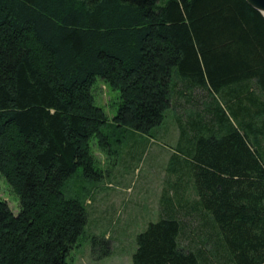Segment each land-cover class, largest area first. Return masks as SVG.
Instances as JSON below:
<instances>
[{
	"label": "trees",
	"instance_id": "trees-1",
	"mask_svg": "<svg viewBox=\"0 0 264 264\" xmlns=\"http://www.w3.org/2000/svg\"><path fill=\"white\" fill-rule=\"evenodd\" d=\"M97 77L119 92L111 123ZM177 82L211 97L179 126L211 248L264 264V17L246 0H0V174L19 200L13 214L0 199V264H69L87 212L63 189L78 168L102 178L90 140L112 154L115 131L151 137ZM182 226L172 210L148 223L132 264H207ZM86 238L94 261L111 255Z\"/></svg>",
	"mask_w": 264,
	"mask_h": 264
},
{
	"label": "rangeland",
	"instance_id": "rangeland-1",
	"mask_svg": "<svg viewBox=\"0 0 264 264\" xmlns=\"http://www.w3.org/2000/svg\"><path fill=\"white\" fill-rule=\"evenodd\" d=\"M91 92L95 104L105 111L111 123L119 92L98 77ZM173 94L172 108L165 112L162 124L153 129L151 137L132 130L115 131L110 145L113 150L119 148L112 154L102 152L95 138L90 140L102 178L98 182L87 180L78 168L63 189L66 196L84 202L87 212L85 234L78 240L79 247L70 253L69 264H132L137 235L148 223L156 222L164 212L171 210L182 219V247L205 251L207 264L228 261L225 254L220 256L215 253L216 248H211L218 237L217 232L210 217L195 206L194 181L183 166L185 137H180L179 126L185 128L192 115L203 113L205 105L211 101L210 93L177 82ZM110 128L103 131L108 132ZM188 135L193 136L192 133ZM0 199L8 203L13 214L19 212L18 197L1 174ZM93 235H104L109 240L111 255L108 258L92 259L86 237Z\"/></svg>",
	"mask_w": 264,
	"mask_h": 264
},
{
	"label": "water",
	"instance_id": "water-1",
	"mask_svg": "<svg viewBox=\"0 0 264 264\" xmlns=\"http://www.w3.org/2000/svg\"><path fill=\"white\" fill-rule=\"evenodd\" d=\"M246 2L264 17L262 13L264 11V0H246Z\"/></svg>",
	"mask_w": 264,
	"mask_h": 264
},
{
	"label": "bare ground",
	"instance_id": "bare-ground-1",
	"mask_svg": "<svg viewBox=\"0 0 264 264\" xmlns=\"http://www.w3.org/2000/svg\"><path fill=\"white\" fill-rule=\"evenodd\" d=\"M262 13L264 14V11Z\"/></svg>",
	"mask_w": 264,
	"mask_h": 264
}]
</instances>
